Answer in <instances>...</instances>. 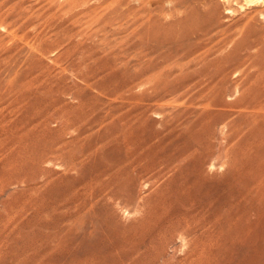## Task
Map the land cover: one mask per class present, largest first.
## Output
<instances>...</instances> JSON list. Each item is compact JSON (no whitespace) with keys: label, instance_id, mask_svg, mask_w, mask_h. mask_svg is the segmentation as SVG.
Returning a JSON list of instances; mask_svg holds the SVG:
<instances>
[{"label":"rangeland","instance_id":"374dc122","mask_svg":"<svg viewBox=\"0 0 264 264\" xmlns=\"http://www.w3.org/2000/svg\"><path fill=\"white\" fill-rule=\"evenodd\" d=\"M141 108L160 139L138 161L161 164L127 207L91 198L125 177L118 121ZM184 169L209 186L182 187ZM201 201L197 245L176 230ZM132 258L264 264V0H0V264Z\"/></svg>","mask_w":264,"mask_h":264},{"label":"bare ground","instance_id":"6f19581e","mask_svg":"<svg viewBox=\"0 0 264 264\" xmlns=\"http://www.w3.org/2000/svg\"><path fill=\"white\" fill-rule=\"evenodd\" d=\"M82 76V75H81ZM84 78V77H83ZM83 78H82V80H83ZM102 79V78H101ZM85 80V79H84ZM106 80V79H105ZM80 81H81V79H80ZM104 81V80H103ZM96 82V81H95ZM82 83H83V81H82ZM113 83V82H112ZM107 86V85H106ZM119 86V85H118ZM120 87H122V86H120ZM126 87H127V85H126ZM125 87V88H126ZM128 88V87H127ZM115 89H117V87L115 88ZM123 88H121L120 90H122ZM133 89H134V87H133ZM119 90V91H120ZM59 91H61V90H59ZM107 91V90H106ZM133 91V90H132ZM109 93H111L110 91H108ZM113 92H115L114 90H113ZM127 95L123 98V100H124V102H125V104L128 106V108H129V105L130 104H134L133 102L136 100L135 99V96H137V95H135V96H133L132 95V93H131V88L130 89H128L127 91ZM120 93V92H119ZM123 93V92H122ZM105 94H107L106 92H105ZM114 94V93H113ZM112 94V95H113ZM118 94V93H117ZM126 94V93H125ZM125 94H123V96L125 95ZM152 94V93H151ZM122 95V94H121ZM143 95V94H142ZM111 96V95H110ZM140 96V95H139ZM144 96V95H143ZM119 97V96H118ZM106 98V97H105ZM139 98L140 97H138L137 99L139 100ZM80 99H81V97H80ZM118 99H120V98H118ZM141 99V98H140ZM159 99V98H158ZM137 100V101H138ZM116 101H118V100H116ZM144 100H142V102H143ZM139 102H137V104H138ZM140 104V103H139ZM101 105V104H100ZM136 105V104H135ZM145 105V104H144ZM133 107H134V105H132V110H133ZM137 107H139V106H137ZM135 108V109H138V108ZM145 107V106H144ZM113 109V108H112ZM130 109V108H129ZM142 109V108H141ZM124 110V109H123ZM126 110V109H125ZM131 110V111H132ZM140 110V109H139ZM139 110H138V112H139ZM261 110V106H258V108H257V110H256V112H259ZM127 111H128V109H127ZM135 111V110H134ZM146 111H147V108L146 109H142V111L141 112H139V114L137 113V112H133V113H130V114H128V115H124V116H121L120 118H119V116H118V118H119V123L121 124V126H120V133H121V135L124 137H122L123 138V143H120V145H119V147L120 146H122L123 148L122 149H124V156H122L120 159H121V161L123 162V167H121V169H119V172H121V175H125V177L124 178H121V179H116V180H112V179H106V180H104V181H101V182H99L97 185H96V189H94V191H92V193H90V197L91 198H94V199H96V198H100L102 201H104V200H106L107 202H109L111 205L113 204H115L116 206H124V207H127L128 206V203H130L131 201H132V199L133 198H135L134 196H135V190H136V188L137 187H140V182L142 181V175L143 174H145L146 172H149V171H152L153 169H157L158 168V166H159V164H161V163H158V162H155V161H151V162H146V163H139V158L142 156V155H145V156H152V154L154 153V150L155 149H157L158 147H157V145L156 146H154L153 144H151L152 143V141L154 140L155 141V139L157 140H159L160 139V137H159V135L158 134H156V133H148L147 131H145V130H143V126L140 124V123H142L141 121H146L143 117H144V114L146 113ZM130 112V111H129ZM122 113V112H121ZM252 113V112H251ZM147 114V113H146ZM115 115H117V114H115ZM115 117V116H114ZM146 117V116H145ZM65 124V123H64ZM143 124V123H142ZM65 126V125H64ZM67 127L69 128V126L67 125ZM126 138H127V140H126ZM126 141V142H125ZM160 142V141H159ZM125 143V144H124ZM195 151V150H194ZM55 153H56V151H55ZM53 154H54V152H53ZM43 156H44V154H43ZM41 158V157H40ZM155 159H157L156 157H155ZM43 160V159H42ZM44 161H42V163H43ZM172 162V161H171ZM171 162H165V163H162V165H163V167L164 168H169L171 165L170 164H172ZM175 163V162H174ZM118 169V168H117ZM178 169H180V168H178ZM183 169V168H182ZM185 170V169H184ZM195 170V169H194ZM190 171H191V169H190ZM190 171H188V170H185L184 172H187V173H184L183 171H180L179 173L180 174H182L183 173V178H184V182H182V184L181 185H183L182 187H188L189 189L190 188H193L194 189V187H195V185H197V183H199V185H201V184H206L205 182L204 183H200V181H201V175H202V173H201V171L200 170H197L196 169V173L192 170V172H190ZM190 172V173H189ZM198 173H201V175H199ZM117 174V173H116ZM157 175H159V172H157L156 173ZM176 174V173H175ZM110 176V175H109ZM145 177H147V176H145ZM243 177V176H242ZM203 178V180H205L204 179V177H202ZM247 178V177H246ZM114 179V178H113ZM176 180V179H175ZM174 180V181H175ZM202 180V181H203ZM177 181V180H176ZM216 181V180H215ZM145 182H147V183H149L150 181L149 180H146ZM218 182V181H217ZM143 183V182H142ZM177 183V182H176ZM210 183V182H209ZM180 184V183H179ZM228 184V183H227ZM204 185H201V186H203L204 187ZM206 185H208V184H206ZM205 185V186H206ZM209 186V185H208ZM180 187V186H179ZM178 188V187H177ZM181 188V187H180ZM187 188V189H188ZM211 188V190H212V187H210ZM213 188H216V187H213ZM185 189V188H184ZM188 189V190H189ZM192 189V190H193ZM196 189V188H195ZM191 190V189H190ZM202 190V189H201ZM221 190V189H220ZM223 190V189H222ZM209 191V190H208ZM213 191V190H212ZM211 191V192H212ZM225 191V190H224ZM231 191V190H230ZM181 192H182V188H181ZM203 192H207V190L205 191H203ZM220 193H221V191H220ZM230 192L228 191V194H229ZM222 194V193H221ZM223 194L225 195V193L223 192ZM231 194V193H230ZM210 195H212L211 193H210ZM209 195V196H210ZM214 195V194H213ZM218 195V194H217ZM220 195V194H219ZM223 195V197H227L226 195L224 196ZM175 196V195H174ZM198 196V195H197ZM222 196V195H221ZM183 197H186V195L185 196H182L181 198L183 199ZM189 197L190 196H188V202H190L189 200ZM194 197V196H193ZM212 197V196H211ZM210 197V198H211ZM220 197V196H219ZM230 197V196H229ZM195 198V197H194ZM185 199V198H184ZM183 199V200H184ZM206 199V198H205ZM224 199V198H223ZM227 199V198H226ZM225 199V200H226ZM100 200V201H101ZM193 200V199H192ZM191 200V201H192ZM203 200V199H202ZM208 200V199H207ZM220 200V199H219ZM225 200L223 201V202H225ZM228 200V199H227ZM229 201H230V199H229ZM133 202V201H132ZM181 202V201H180ZM185 202V201H184ZM193 202H195L194 200H193ZM196 202H198V201H196ZM216 202V201H215ZM231 202V201H230ZM136 203V202H135ZM176 203H177V200H176ZM183 203V202H182ZM192 203V202H191ZM207 202H203V201H201V203H193L192 205L191 204H189V205H191L192 206V208H191V211H193V212H195L196 213V215L195 216H191V215H186V216H183L184 215V213H183V215H182V219L180 220V221H177L178 222V226H177V232H179L180 234H185L186 235V237H188L187 235H190V237H191V235H193L194 236V239H195V242L197 243V245L198 244H201V243H199V242H203V240H207V239H212L211 237H212V234H213V232H214V230H213V223L211 222V217L210 216H205L206 215V209H208V208H210V207H208L209 205H212V204H206ZM222 203V202H221ZM220 203V204H221ZM229 203V202H228ZM131 204V203H130ZM129 204V205H130ZM141 204V203H140ZM179 204V203H178ZM183 204H185V203H183ZM183 204H181V207H180V209L182 208V207H184V211L186 210V209H188L189 211H190V209L189 208H187L186 207V209H185V205L184 206H182ZM188 204V203H187ZM110 205V206H111ZM226 206H228L227 204H225ZM230 205V204H229ZM180 205H178V207H179ZM187 206V205H186ZM212 206H214V205H212ZM224 206V205H223ZM225 206V207H226ZM189 207V206H188ZM168 208H170V207H168ZM157 209V208H156ZM210 209H213V208H210ZM181 210H183V209H181ZM213 210H216V208L214 207V209ZM225 210V209H224ZM209 211H212V210H209ZM89 213V212H88ZM189 213V212H188ZM195 213H193V215L195 214ZM209 213V212H208ZM207 213V214H208ZM160 214H161V212H160ZM176 214V213H175ZM190 214V213H189ZM214 214H215V212H214ZM181 216V213L180 214H177V218H179L178 216ZM208 215H211V214H208ZM218 215V214H217ZM216 215V216H217ZM221 215V214H220ZM136 216V215H135ZM163 216V215H162ZM96 217V216H95ZM108 217V216H107ZM197 217H199V218H197ZM217 219H219L218 217H216ZM98 219H100V218H98ZM223 219V218H222ZM176 220H178V219H176ZM95 221V220H94ZM172 221V220H171ZM213 222H214V219L212 220ZM215 221H216V219H215ZM104 222V221H103ZM165 223V222H164ZM216 223V222H215ZM176 224V223H175ZM184 224V225H183ZM162 225V224H161ZM218 225V224H217ZM216 225V226H217ZM182 226H186V227H182ZM161 227H163V226H161ZM171 227V226H170ZM186 228V229H182V228ZM214 227H215V225H214ZM163 229V228H162ZM174 229V228H173ZM176 229V228H175ZM65 230V229H64ZM157 230V229H156ZM218 230H220V229H218ZM142 231V230H141ZM148 231V230H147ZM146 231V232H147ZM167 231H169V230H167ZM171 231V230H170ZM221 231V230H220ZM163 232H164V230H163ZM174 232V231H173ZM176 232V233H177ZM142 233H144V232H142ZM175 233V234H176ZM160 234H162V233H160ZM171 234H173V233H171ZM216 234V233H215ZM219 234V233H218ZM242 234V233H241ZM158 235V234H157ZM165 235V234H164ZM159 236V235H158ZM161 237V236H160ZM172 237V236H171ZM146 238V237H145ZM148 238V237H147ZM158 239H160V238H158ZM193 239V238H192ZM194 239H193V241H194ZM134 240H136V239H134ZM147 240H150V236H149V239H147ZM147 240H141L142 242H148ZM152 241H153V239H152ZM192 241V242H193ZM133 244V250L132 251H130L131 253H130V255L134 258V259H136L137 258V260H138V258L139 259H142V257H143V253H142V256H140L139 255V247H138V245H137V242H136V248H135V245H134V243L135 242H132ZM142 244V243H141ZM150 244V243H149ZM148 244V245H149ZM193 244V243H192ZM204 243H202V245H203ZM144 245H146L145 243H144ZM165 245V244H164ZM197 245H193L192 246V248L194 247V246H197ZM212 245V244H211ZM216 245V244H215ZM131 246V245H130ZM143 246V244L141 245V247ZM151 248L153 247L152 246V243H151ZM157 246V245H156ZM210 246V245H209ZM129 247V246H128ZM143 247H146L145 249H147V246H143ZM142 247V248H143ZM200 247V246H199ZM130 248V249H131ZM149 248V247H148ZM151 248L149 249V250H151ZM154 248L155 247H153V250H154ZM156 248H160V247H156ZM162 248H164V247H162ZM130 249H128L127 248V252H129L128 250H130ZM144 249V250H145ZM161 249V248H160ZM153 250H151V252L153 251ZM163 250H165V249H163ZM193 250H194V248H193ZM196 250H197V248H196ZM146 251V250H145ZM211 251V250H210ZM126 252V251H125ZM126 252V253H127ZM197 252V251H196ZM199 252V251H198ZM147 253V252H146ZM155 253V252H154ZM127 254H129V253H127ZM153 254V253H152ZM162 254V253H161ZM207 254V253H206ZM149 255V254H148ZM160 255V254H159ZM131 256H129L130 258H131ZM147 256V255H146ZM145 256V257H146ZM152 256V255H151ZM124 257V256H123ZM195 257V256H194ZM127 258V257H126ZM130 258H129V260H130ZM132 258V260L133 261H135L136 262V260H134ZM147 258V257H146ZM149 258V257H148ZM160 258V257H159ZM164 259V258H163ZM191 259V258H190ZM127 260V259H126ZM159 260V259H158ZM192 260H193V258H192ZM128 261V260H127ZM147 261V260H146ZM152 261V260H151ZM161 261H163L162 259H161ZM160 261V262H161ZM189 261V260H188ZM208 261V260H207ZM129 262V261H128ZM130 262L131 263H133L131 260H130ZM137 262H139V261H137ZM135 263V264H138V263ZM140 262H141V260H140ZM143 262V261H142ZM142 262H141V264H142ZM148 262V261H147ZM146 262V263H147ZM150 262V261H149ZM154 260H153V263L152 262H150L149 264H154ZM165 262V261H164ZM120 263V262H119ZM122 264H123V262H121ZM157 263H159V262H157ZM127 264V263H126ZM129 264V263H128ZM144 264V263H143ZM160 264V263H159ZM171 264V263H170ZM177 264V263H176ZM204 264V263H203Z\"/></svg>","mask_w":264,"mask_h":264}]
</instances>
